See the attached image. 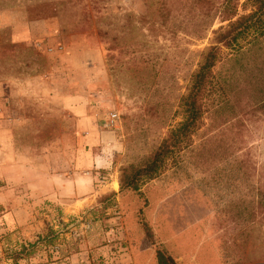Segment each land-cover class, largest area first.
<instances>
[{
    "label": "rangeland",
    "instance_id": "rangeland-1",
    "mask_svg": "<svg viewBox=\"0 0 264 264\" xmlns=\"http://www.w3.org/2000/svg\"><path fill=\"white\" fill-rule=\"evenodd\" d=\"M202 2L0 0V130L10 126L15 149L32 156L56 143H71L73 129L83 121L100 137H117L121 148L103 153V159L119 181L123 168L149 156L182 120L179 98L187 93L200 54L213 45L212 31L222 25L216 21L197 36L196 16L218 0L205 1L208 6ZM159 98L168 99L173 114L162 130L145 117L147 104ZM111 112L120 116L117 128L103 131L101 121ZM101 151L95 146V154ZM180 154L181 168L168 161L157 178L140 186L146 204L135 196L118 204L119 221L112 212L116 202L95 215L71 219L49 208L37 216L46 233L20 245L19 228L10 234L0 223V264L116 263L128 257L133 264H158L159 252L176 264H264V112L228 125L204 116L190 147ZM235 156L254 185L251 223L233 219L230 212L232 201L251 187L242 181L234 193L228 175ZM4 186L0 182V194ZM54 218L63 222L61 229L50 226ZM80 219L93 224L91 231L81 230ZM108 219L114 222L104 228ZM48 231L58 235L51 249L39 243L27 258H10ZM98 234L112 244L107 254L67 259L87 242L97 248L92 240Z\"/></svg>",
    "mask_w": 264,
    "mask_h": 264
},
{
    "label": "trees",
    "instance_id": "trees-1",
    "mask_svg": "<svg viewBox=\"0 0 264 264\" xmlns=\"http://www.w3.org/2000/svg\"><path fill=\"white\" fill-rule=\"evenodd\" d=\"M202 1L208 6L205 1L209 0ZM196 18L198 21L192 24L198 37L209 31L216 21L222 25L212 31L213 45L200 54L201 61L190 75L187 93L179 98L182 120L170 129L149 156L122 169L119 187L126 195L124 200L135 196L146 204L140 186L157 178L168 161L175 169L182 167L180 153L190 147L191 138L201 128L204 116L208 115L212 124L228 125L241 121L251 112H264V0H244L241 4L240 0H218L213 8L204 10L203 7ZM145 117L153 128L166 129L173 118L172 105L166 98L152 101L145 108ZM208 160L205 158V162ZM229 160L228 179L237 194L242 181L249 183V175L241 173L242 162L236 156ZM250 184L249 194L238 197L229 207L233 219L251 223L255 201L253 182ZM101 203L107 208L115 200L102 199ZM57 240L58 235L48 231L35 243L21 245L10 258L14 262L27 258L39 243L51 249ZM173 259L159 252L158 264H176Z\"/></svg>",
    "mask_w": 264,
    "mask_h": 264
},
{
    "label": "crops",
    "instance_id": "crops-1",
    "mask_svg": "<svg viewBox=\"0 0 264 264\" xmlns=\"http://www.w3.org/2000/svg\"><path fill=\"white\" fill-rule=\"evenodd\" d=\"M12 140L10 126L0 130V182L5 185L3 189H7L0 194L3 208L0 223L10 234L19 228L18 245L32 242L46 233L44 221L37 217L41 210L54 208L71 219L88 212L95 215L106 208L102 199L112 198L119 204L125 198L126 195L120 192L118 177L107 172L109 162L105 163L107 159H103V153L120 147L117 137L110 134L100 137L81 121L77 129H73L71 143L67 141L65 147L56 143V146L30 156L23 148L16 150ZM100 145L101 156L94 153L95 146ZM98 172L105 173L101 183ZM113 222L108 219L102 224L105 228ZM92 241L97 248H88L87 242L81 251L72 253L67 259H86L87 253L107 254L112 246L99 234Z\"/></svg>",
    "mask_w": 264,
    "mask_h": 264
},
{
    "label": "built area",
    "instance_id": "built-area-1",
    "mask_svg": "<svg viewBox=\"0 0 264 264\" xmlns=\"http://www.w3.org/2000/svg\"><path fill=\"white\" fill-rule=\"evenodd\" d=\"M119 120H120V116L117 112H111V113H108L101 121V124H100V128L101 130L103 131H113L114 129L117 128V125L119 123ZM104 179V176H101L99 178V183H101ZM119 205L118 203L116 202L113 206H112V212L115 216V218L119 221L121 219V216H120V212H119ZM80 222V227H81V230L83 232H88V231H91L92 227H93V224L91 222H85V221H82V219L78 220L76 223ZM62 224L63 222L59 219V218H54L52 220V223H51V227L56 229V230H59L62 228ZM74 236L78 237L79 234L78 233H73ZM129 259V260H128ZM128 259H124V258H121L118 260V262L116 263H113V260L112 261H107L106 259H102L100 261H97L96 264H133V262L130 260V258L128 257Z\"/></svg>",
    "mask_w": 264,
    "mask_h": 264
}]
</instances>
